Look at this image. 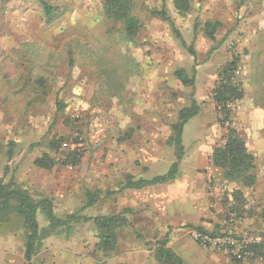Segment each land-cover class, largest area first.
Listing matches in <instances>:
<instances>
[{"label": "rangeland", "instance_id": "374dc122", "mask_svg": "<svg viewBox=\"0 0 264 264\" xmlns=\"http://www.w3.org/2000/svg\"><path fill=\"white\" fill-rule=\"evenodd\" d=\"M43 1L60 9L52 23L46 22L36 0H0V181H12L35 201L50 200L54 213L64 217L77 210L59 206L52 191L44 188V176L57 169L72 171L92 153L94 143L99 145L114 134L134 146L136 138H145L156 123H162L156 148L172 157L173 149L166 144L172 135L171 123L177 112L189 106L191 93L174 76L179 69L190 76L193 67L181 40L196 53L198 84L205 86L206 79L211 84L201 105L213 102L214 120L205 124L218 122L216 147L233 131L245 141L247 151L262 160L259 168L264 169V0H190V10L183 16L172 0H136L135 15L142 27L134 43L123 39L120 25L104 16L101 0ZM163 4L170 22L152 15ZM208 22L219 23L213 40L204 31ZM233 61L237 62L233 81L243 96L228 106L230 116L222 124L212 99L220 71ZM157 75L163 81L157 82ZM196 121L185 128L186 144L197 131ZM169 166L161 162L147 177L164 174ZM217 170L213 176L223 178ZM255 178L254 186L245 187L248 200H240L232 210L227 196L220 204L223 214L209 200L219 225L215 232L206 233L225 231L238 236L232 228L244 214L264 223V175ZM79 200L78 210L85 204ZM232 213L234 221L224 222ZM36 219L40 229L47 226L41 209ZM75 224L70 231L61 227L42 239L32 264H57L56 248L68 242ZM80 229L84 236H93L96 248L94 224ZM26 233L18 215L0 213V264H25ZM209 248L232 259L225 249ZM244 260L264 264L260 257Z\"/></svg>", "mask_w": 264, "mask_h": 264}, {"label": "crops", "instance_id": "0c3cea01", "mask_svg": "<svg viewBox=\"0 0 264 264\" xmlns=\"http://www.w3.org/2000/svg\"><path fill=\"white\" fill-rule=\"evenodd\" d=\"M188 46L194 51L192 45ZM192 58L193 67L190 76L183 69L177 71H183L188 78H194L193 86L185 87L191 89L189 106L194 100L199 109L197 115L183 127V149L186 151L187 146L191 148L186 154L183 151L178 175L174 180L140 189H121L126 178L134 181L150 180L160 176L156 174L147 177L161 162H166L170 166L175 162L176 150L169 141L166 144L173 149L172 157H167L163 149L156 148L159 136L157 131L161 130L162 123H156L145 138L141 140L136 138L133 141L134 146L111 134L99 145L94 143L92 153L84 156L72 171L57 169L52 174L44 176V188L52 191L53 196L58 199L59 206L64 210L68 208L70 212L78 211L79 198L85 200L86 204L87 193H92L96 195L95 204L83 212L85 214L87 210H92L93 212L87 215L89 218L117 215L124 209L131 211L127 215L130 226L118 229L116 248L107 257L96 251L95 239L92 235L84 236L81 233V226L92 223L90 221L75 224V232L68 242L56 248L57 254H60L57 264H159L155 259L156 243L166 237L167 247L178 255L184 264H247L245 260L237 262L192 239L193 232L213 233L219 225L218 216L209 210L211 197L208 186L212 176L218 173L217 168L211 163V157L220 133L218 122L213 124L211 121L205 124L207 120H214L213 102L208 101L205 105H201L202 97L209 96L211 84L208 79L205 86L201 87L198 84L195 69L196 53ZM176 72L174 76L182 84ZM156 81H163V77L157 75ZM174 86L179 88L177 83ZM177 116L178 112L175 121L171 124L177 121ZM192 120H197L195 127L197 131L186 144L184 143L185 128ZM262 129L264 130V125ZM242 141L245 143L244 140ZM248 152L256 160L254 174L264 175V169L259 168L262 160L258 159L252 150ZM229 187L230 191L226 195L227 206L232 210L240 200L247 201L248 198L245 187L235 183H229ZM85 204L81 207L83 208ZM244 216L232 228L235 234L238 236L246 232L264 234L263 221H258L255 217L248 219L246 214ZM148 243L154 244L149 247Z\"/></svg>", "mask_w": 264, "mask_h": 264}, {"label": "trees", "instance_id": "16d2710c", "mask_svg": "<svg viewBox=\"0 0 264 264\" xmlns=\"http://www.w3.org/2000/svg\"><path fill=\"white\" fill-rule=\"evenodd\" d=\"M42 8L43 15L47 23H52L60 9L49 5L43 0H36ZM104 16L121 27L120 35L130 43H134L141 32V22L135 15L136 0H101ZM165 0H162L164 3ZM174 9L181 16L187 14L190 10V0H172ZM58 12V13H57ZM153 16L161 18L163 21L170 22L166 8L163 4L160 11H153ZM218 22H208L204 26L206 36L213 40L215 30L218 28ZM178 38L179 35H177ZM181 40V39H180ZM181 44L187 49L192 57L195 53L191 46H188L183 40ZM236 61L227 64L219 73L218 82L214 89L213 100L216 103L218 114H221L223 120H228L229 105L242 98V92L233 81V73L236 67ZM195 72V71H194ZM176 76L184 86H193L194 78H188L183 71H177ZM198 113V107L194 100L190 106L181 109L177 116V121L172 125V135L169 144L176 150L175 162L171 164L168 171L160 176L150 180L139 179L134 181L126 178V182L121 189H140L145 186L163 184L174 180L178 175V166L183 158L182 132L185 124ZM212 165L219 169L223 178L228 183H235L243 187H252L256 183L254 174L255 159L247 151L245 143L238 138L233 131H229L225 136L224 143L216 147L211 157ZM96 195L87 193L85 206L76 213L68 214L64 217L57 216L53 211L50 200L42 198L38 201L32 199L29 194L20 186L12 181L4 183L0 181V213L12 212L18 215L27 231L24 244V262L32 264L34 255L42 239L49 235L56 234V230L65 227L68 231L73 223L92 222L96 227L98 242L96 251L104 255L112 252L117 245V230L123 227H129L130 222L127 215L131 212L124 209L117 215L98 216L89 218L82 213L86 208L95 204ZM41 209L47 226L40 229L36 219L38 210ZM168 238L157 242L156 256L163 264H184L182 259L167 247ZM254 258L264 259V247L256 246L253 248ZM237 261V260H235ZM240 262V261H237Z\"/></svg>", "mask_w": 264, "mask_h": 264}, {"label": "built area", "instance_id": "2783aa9c", "mask_svg": "<svg viewBox=\"0 0 264 264\" xmlns=\"http://www.w3.org/2000/svg\"><path fill=\"white\" fill-rule=\"evenodd\" d=\"M235 74L239 75V71H236ZM228 191L229 183L225 179L221 178L220 175L213 176L211 178L208 186V192L212 199V207L218 214H223L220 204L228 194ZM234 219L235 214L232 213L226 217V221L224 222L232 223ZM192 239L203 246H209L215 249H225L228 251L232 259L237 261L253 256L254 247H264V234L245 233L240 236H234L225 231L218 232L216 234L195 231L192 234Z\"/></svg>", "mask_w": 264, "mask_h": 264}]
</instances>
